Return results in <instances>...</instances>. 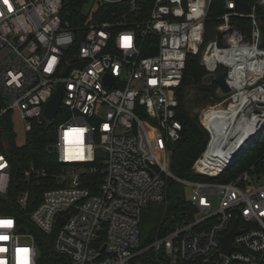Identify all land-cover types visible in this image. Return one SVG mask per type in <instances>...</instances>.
Wrapping results in <instances>:
<instances>
[{
    "label": "built area",
    "instance_id": "obj_1",
    "mask_svg": "<svg viewBox=\"0 0 264 264\" xmlns=\"http://www.w3.org/2000/svg\"><path fill=\"white\" fill-rule=\"evenodd\" d=\"M73 1L81 4L77 29L65 0H0V264H142L150 253H162L167 264H264V173L252 168L230 183H215L178 179L171 168V147L184 129L178 90L188 56L199 55L215 79L227 73L232 92L218 88L227 98L200 111L209 140L193 171L221 174L223 168L211 176L196 165L224 129L214 113L240 102L242 92L264 96V0H224L208 43L205 24L215 0H155L146 21L121 28L96 17L121 0ZM59 85L62 108L51 122L64 113L51 152L59 167L31 166L11 199L1 121L15 113L26 136L34 124H44L40 119ZM222 148L217 142L213 156ZM95 173L102 181L93 193L85 183ZM169 179L191 188L194 215L142 248L143 211L166 201ZM12 201L36 205L22 221L2 212ZM237 219L241 232L225 254L223 238Z\"/></svg>",
    "mask_w": 264,
    "mask_h": 264
},
{
    "label": "trees",
    "instance_id": "obj_2",
    "mask_svg": "<svg viewBox=\"0 0 264 264\" xmlns=\"http://www.w3.org/2000/svg\"><path fill=\"white\" fill-rule=\"evenodd\" d=\"M155 0H136L137 9L134 7L131 0H121V2L108 4L100 9L97 14V19L121 26L132 25L138 21H146L151 13ZM251 3V2H250ZM249 5L245 11L248 12ZM65 12L70 13L69 21L73 29H77L81 25V4L75 3L73 0H65ZM225 13L224 0H215L210 8L205 28V42L211 41L215 26L219 24V18ZM239 27L245 24V20L235 19L234 21ZM208 75L206 69L201 65L199 55H189L184 72V80L181 88L178 90L179 110L178 118L183 124V134L179 141L172 144L171 150L173 153L172 173L181 180L215 182V183H230L241 174L251 171V173H264V129L258 137L249 143L242 153L237 157L235 162L217 178L211 179L207 176H198L193 171V166L201 154L205 151L209 140L208 133L205 131L198 116L193 115L189 108L187 95L192 89L197 90L198 97L196 102L204 108L215 103L223 101L227 96L217 94L218 85L215 82L205 84L204 79ZM4 106V100L0 94V109ZM61 120L57 117L54 123L49 125L34 124L33 130L25 136L24 144L19 145L16 141L17 133L13 124V114L5 116L1 125L6 131V141L4 152L12 164V189L9 194L11 199H14L18 184L21 183V177L25 170L31 166L36 168L51 171L59 167L57 158L54 153L49 152V147L56 144V127ZM197 169V167H196ZM207 174V173H206ZM210 175V174H209ZM217 176V175H211ZM91 182L85 183V186L90 188L93 193H96L99 184L102 181L101 175L95 173L88 175ZM174 180L169 179L166 189L167 198L162 204H171L172 207L167 211L163 223L159 230L152 235L145 244L141 245L145 248L155 241L165 238L169 235L179 223L191 219L195 210L191 204L185 201L180 195H173L170 184ZM33 192L32 196H35ZM39 193V192H38ZM14 201V200H13ZM11 202L2 207V212L25 220V215L32 211L35 203L31 202L29 208ZM23 225L29 226V222ZM142 264H167L168 261L162 253H150L140 258Z\"/></svg>",
    "mask_w": 264,
    "mask_h": 264
},
{
    "label": "bare ground",
    "instance_id": "obj_3",
    "mask_svg": "<svg viewBox=\"0 0 264 264\" xmlns=\"http://www.w3.org/2000/svg\"><path fill=\"white\" fill-rule=\"evenodd\" d=\"M261 92V90H260ZM259 91L242 92L240 102H232L225 109H220L214 113L216 118L225 121L224 129L215 133V138L210 146V150L206 153L205 159L198 162L197 169L201 172H208L210 175H218L220 168H225L249 140L256 137L259 132V126L263 124L261 117L258 115H246L243 108L247 103L260 104L264 103V96ZM258 99L257 101H254ZM243 114V115H242ZM217 142L223 145L222 151L218 157L213 156V150ZM216 158L215 160H212Z\"/></svg>",
    "mask_w": 264,
    "mask_h": 264
},
{
    "label": "rangeland",
    "instance_id": "obj_4",
    "mask_svg": "<svg viewBox=\"0 0 264 264\" xmlns=\"http://www.w3.org/2000/svg\"><path fill=\"white\" fill-rule=\"evenodd\" d=\"M95 9H96L95 4L91 3L90 11L95 12ZM87 13H89V10H87ZM215 35H216V32L214 30L212 39L214 38ZM197 97H198L197 90L192 89L188 92L187 100H188V104H189L188 106L191 110V113L193 115H196L199 117L202 106L196 102ZM257 100L258 99H255L254 101H257ZM229 103L230 102H228V104ZM245 109H246V111H245ZM222 111H219V113ZM243 112L248 116H251L254 114L257 116L259 115L261 117L263 124H264V103L263 104H260V102L258 104L247 103L246 106L243 108L242 113ZM11 114H13V124L15 126L14 128H15V131L17 133L16 141L19 145H23L25 136L21 132L22 129H21V126L17 120L15 113H11ZM63 116H64L63 112L58 115V118L61 120V122L59 124L64 122ZM40 120L43 121L44 125L52 124L51 123L52 121L48 120L45 116L42 117ZM4 137H5L4 141L7 142L5 135H4ZM205 173H208V172H205ZM170 186H171L170 188H171V192L173 195H175V194L180 195L187 202H189L191 200V197H192L191 192L192 191H191L190 187H188L187 185H185L183 183H179V181H176V180H174V183H171ZM171 207H172V205L171 204L169 205V203H167V204H150L143 211L141 226H140V242H141V245L145 244V242L159 230L160 226L163 223V219H164L167 211Z\"/></svg>",
    "mask_w": 264,
    "mask_h": 264
},
{
    "label": "water",
    "instance_id": "obj_5",
    "mask_svg": "<svg viewBox=\"0 0 264 264\" xmlns=\"http://www.w3.org/2000/svg\"><path fill=\"white\" fill-rule=\"evenodd\" d=\"M108 82H111L110 78L107 77ZM212 82H215L218 87L221 89V91L223 92V94H230L232 92L229 84L227 83V73L226 72H222L220 73L216 79H215V75L214 74H208L205 79H204V83L205 84H211ZM63 94H64V88L59 85L57 88V91L55 92V94L53 95L52 99L49 101V103L47 104L46 110H45V117L50 120L53 121L55 116L57 115V113L61 110V103H62V99H63ZM262 131V129L259 131L258 134H260V132ZM256 138H253L251 140H249L243 147H241L240 151L236 154V156L234 157V159L225 167L223 168L221 174L226 171L237 159V157L242 153V151L244 150V148L251 143L252 141H254ZM49 151L50 152H54L55 148L54 147H49ZM172 168V166H171ZM211 179H214L215 177H209ZM238 223L239 220L237 219L235 221V227L234 230L229 233L225 238H223V246H222V252L225 254H230L234 248L232 246V240L234 238V236L238 233H240L241 231L238 230Z\"/></svg>",
    "mask_w": 264,
    "mask_h": 264
},
{
    "label": "snow or ice",
    "instance_id": "obj_6",
    "mask_svg": "<svg viewBox=\"0 0 264 264\" xmlns=\"http://www.w3.org/2000/svg\"><path fill=\"white\" fill-rule=\"evenodd\" d=\"M5 2H7V0H5ZM126 40H129L130 38H125ZM125 46H130V45H125ZM7 224L10 226V221L9 222H7ZM4 239H6V237H4Z\"/></svg>",
    "mask_w": 264,
    "mask_h": 264
}]
</instances>
